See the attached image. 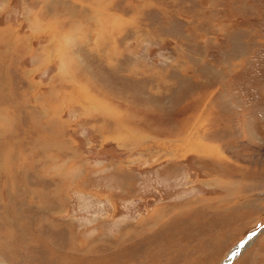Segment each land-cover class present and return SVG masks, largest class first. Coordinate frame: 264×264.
<instances>
[{
    "label": "rangeland",
    "instance_id": "obj_1",
    "mask_svg": "<svg viewBox=\"0 0 264 264\" xmlns=\"http://www.w3.org/2000/svg\"><path fill=\"white\" fill-rule=\"evenodd\" d=\"M255 230L229 264H264V0H0V264H223Z\"/></svg>",
    "mask_w": 264,
    "mask_h": 264
},
{
    "label": "water",
    "instance_id": "obj_2",
    "mask_svg": "<svg viewBox=\"0 0 264 264\" xmlns=\"http://www.w3.org/2000/svg\"><path fill=\"white\" fill-rule=\"evenodd\" d=\"M259 230H255L253 231L251 234H249L248 236H246L238 245L237 247L233 250V252L231 254H229V256L227 257L228 260L226 262H224V264H229L236 256L237 253L240 252L241 248L244 246V244L247 242V240L249 239V236H253L255 234H257ZM237 252V253H236Z\"/></svg>",
    "mask_w": 264,
    "mask_h": 264
},
{
    "label": "bare ground",
    "instance_id": "obj_3",
    "mask_svg": "<svg viewBox=\"0 0 264 264\" xmlns=\"http://www.w3.org/2000/svg\"><path fill=\"white\" fill-rule=\"evenodd\" d=\"M12 138V137H11ZM9 145V144H8ZM11 153V152H10ZM55 206V205H54ZM21 219V218H20ZM4 221V220H3ZM6 221V220H5ZM10 222V221H9ZM10 224V223H9ZM12 224V223H11ZM256 235V234H255ZM255 235H253V236H249V239L247 240V242L244 244V246L241 248V250H240V252H242V250L244 249V248H246L248 245H250L252 242H253V240H254V237H256ZM240 252L239 253H237L236 254V256L238 255V254H240ZM235 256V257H236ZM228 260V258L226 259V261ZM225 261V262H226ZM224 264V263H223Z\"/></svg>",
    "mask_w": 264,
    "mask_h": 264
},
{
    "label": "crops",
    "instance_id": "obj_4",
    "mask_svg": "<svg viewBox=\"0 0 264 264\" xmlns=\"http://www.w3.org/2000/svg\"><path fill=\"white\" fill-rule=\"evenodd\" d=\"M263 235H264V233H263ZM257 240H258V239H257ZM257 240H255V241L253 242V244H251V246L255 245V249H256L257 246H258V243H257L258 241H257ZM260 244H261V242H260ZM260 244H259V245H260ZM251 246H250V248H251ZM247 250H248V249H247ZM247 250H246V251H247ZM251 251H253V253H255L254 250H251ZM256 256H257V255L255 254V257H256Z\"/></svg>",
    "mask_w": 264,
    "mask_h": 264
}]
</instances>
